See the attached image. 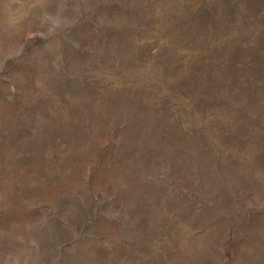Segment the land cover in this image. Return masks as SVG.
Instances as JSON below:
<instances>
[{"label":"rangeland","instance_id":"1","mask_svg":"<svg viewBox=\"0 0 264 264\" xmlns=\"http://www.w3.org/2000/svg\"><path fill=\"white\" fill-rule=\"evenodd\" d=\"M0 264H264V0H0Z\"/></svg>","mask_w":264,"mask_h":264}]
</instances>
